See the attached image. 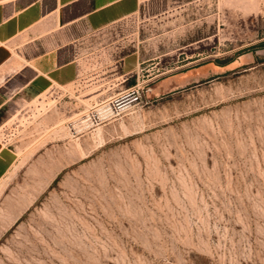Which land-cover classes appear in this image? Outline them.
I'll return each mask as SVG.
<instances>
[{"label": "rangeland", "instance_id": "1", "mask_svg": "<svg viewBox=\"0 0 264 264\" xmlns=\"http://www.w3.org/2000/svg\"><path fill=\"white\" fill-rule=\"evenodd\" d=\"M91 43L0 114V264H264V0H153Z\"/></svg>", "mask_w": 264, "mask_h": 264}, {"label": "crops", "instance_id": "2", "mask_svg": "<svg viewBox=\"0 0 264 264\" xmlns=\"http://www.w3.org/2000/svg\"><path fill=\"white\" fill-rule=\"evenodd\" d=\"M152 1L0 0V114L16 97L24 101L54 85L76 82L86 63L94 59L91 42L95 34ZM107 68L116 85L131 79L139 82L144 76L136 51L117 57ZM17 160L15 149L0 139V182Z\"/></svg>", "mask_w": 264, "mask_h": 264}, {"label": "built area", "instance_id": "3", "mask_svg": "<svg viewBox=\"0 0 264 264\" xmlns=\"http://www.w3.org/2000/svg\"><path fill=\"white\" fill-rule=\"evenodd\" d=\"M140 88V83L136 84L135 86L131 87L128 89V92L124 94V98L123 99H127V98H136V93H138Z\"/></svg>", "mask_w": 264, "mask_h": 264}, {"label": "bare ground", "instance_id": "4", "mask_svg": "<svg viewBox=\"0 0 264 264\" xmlns=\"http://www.w3.org/2000/svg\"><path fill=\"white\" fill-rule=\"evenodd\" d=\"M140 85H141V83H140ZM123 98H124V94L121 97H119V98H115V100H113V101H122V100H124Z\"/></svg>", "mask_w": 264, "mask_h": 264}]
</instances>
